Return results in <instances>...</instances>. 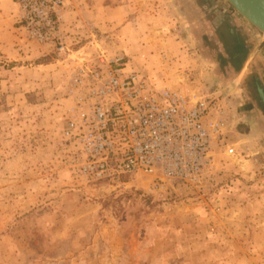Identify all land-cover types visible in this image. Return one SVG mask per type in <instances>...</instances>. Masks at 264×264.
I'll use <instances>...</instances> for the list:
<instances>
[{"label":"rangeland","instance_id":"374dc122","mask_svg":"<svg viewBox=\"0 0 264 264\" xmlns=\"http://www.w3.org/2000/svg\"><path fill=\"white\" fill-rule=\"evenodd\" d=\"M62 1L64 50L30 37L14 0L17 40L0 51V264H264V64L247 62L261 31L227 0ZM216 6L244 32V56L216 30ZM100 49L158 87L218 99L235 154L188 187L80 174L68 83Z\"/></svg>","mask_w":264,"mask_h":264},{"label":"built area","instance_id":"2783aa9c","mask_svg":"<svg viewBox=\"0 0 264 264\" xmlns=\"http://www.w3.org/2000/svg\"><path fill=\"white\" fill-rule=\"evenodd\" d=\"M26 32L39 42L61 41L62 0H18ZM71 106L64 135L81 151L80 174L119 181L142 174L153 189L203 180L216 155L235 154L231 121L218 99L158 87L122 54L99 50L70 73Z\"/></svg>","mask_w":264,"mask_h":264},{"label":"crops","instance_id":"0c3cea01","mask_svg":"<svg viewBox=\"0 0 264 264\" xmlns=\"http://www.w3.org/2000/svg\"><path fill=\"white\" fill-rule=\"evenodd\" d=\"M16 12L17 7L14 0H0V51L2 52H6L9 47L15 44L14 41L17 40L15 28L13 26V16ZM243 27L244 29H247L245 26ZM248 43L247 45H251L248 53L249 59H247V62L249 63L252 58H256L263 61L264 64V47H261L264 45V39L251 40V42L249 44Z\"/></svg>","mask_w":264,"mask_h":264},{"label":"water","instance_id":"95a60500","mask_svg":"<svg viewBox=\"0 0 264 264\" xmlns=\"http://www.w3.org/2000/svg\"><path fill=\"white\" fill-rule=\"evenodd\" d=\"M264 35V0H227Z\"/></svg>","mask_w":264,"mask_h":264},{"label":"flooded vegetation","instance_id":"af4514ba","mask_svg":"<svg viewBox=\"0 0 264 264\" xmlns=\"http://www.w3.org/2000/svg\"><path fill=\"white\" fill-rule=\"evenodd\" d=\"M221 9H222L221 7L215 8V10H217L218 12L220 11L223 14V15H221L222 18L219 19L218 22L216 23V27H217L216 30H220L221 29L222 32L224 31L225 28L230 30V32L232 34L231 37L234 40L233 45H232L234 53L236 55H239V56H240V54L244 56L247 53V51H248L247 49H248L249 46L242 39V32L243 31L240 30L241 28H240L239 25H237L239 28L236 27V26L235 27L231 26L230 24H232V22H231L230 15H228L226 13V11H224V10L222 11Z\"/></svg>","mask_w":264,"mask_h":264}]
</instances>
